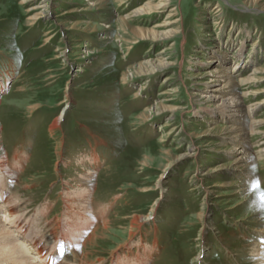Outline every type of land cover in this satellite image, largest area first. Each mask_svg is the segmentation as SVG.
<instances>
[{
	"label": "rangeland",
	"instance_id": "1",
	"mask_svg": "<svg viewBox=\"0 0 264 264\" xmlns=\"http://www.w3.org/2000/svg\"><path fill=\"white\" fill-rule=\"evenodd\" d=\"M21 1L0 0V156L8 158L0 183L9 174V186L21 195L18 205L25 207L17 206L9 221L0 201L12 243L27 240L16 230L23 222L30 236L51 231L59 236L63 213L72 205L80 222L70 234L72 254L78 260L87 253L95 261L84 264H194L199 254L200 264H264V232L252 228L261 218L252 200L264 201V159L251 169L225 172L234 155L246 152L224 139L228 120L206 112L197 83L209 77L198 76L208 69L198 63L214 50L234 55L245 36L240 61L249 64L234 74L245 77L264 67V8L246 0H171L164 12L134 15L130 12L146 0H106L99 10H84L89 0H36L48 4L49 16L31 19L28 3ZM75 6L80 11L70 14ZM163 20H176L178 31L168 38L143 40L134 30ZM161 53L169 66L136 74L142 60ZM174 88L175 96L164 93ZM172 97L175 112L156 109ZM259 98L248 97L245 104ZM255 114L264 118V106ZM252 137L251 145L262 138ZM187 149L195 156H182ZM177 156L184 160L168 169ZM93 159L100 164L92 166ZM219 164L222 171L206 173ZM88 169L94 171L91 181ZM222 179L243 181L246 190L216 184ZM89 185L93 192L83 196ZM209 193L210 203L204 204ZM143 216L148 219L137 221ZM108 219V228L83 248ZM139 222L131 246L122 247ZM3 246L0 242V251ZM32 256L23 263L36 259Z\"/></svg>",
	"mask_w": 264,
	"mask_h": 264
},
{
	"label": "bare ground",
	"instance_id": "2",
	"mask_svg": "<svg viewBox=\"0 0 264 264\" xmlns=\"http://www.w3.org/2000/svg\"><path fill=\"white\" fill-rule=\"evenodd\" d=\"M115 1H119V3L124 2L123 4L129 3V2L130 3L135 2V0H115ZM170 1L171 0H146L139 7L134 8V10L130 13L134 15H142V14H149V13L164 12V9H166L169 6ZM26 2L28 3L27 7H28V11L31 14V19L42 18L43 15L44 17L49 16L48 4H43L44 2H41V1L36 2V0H22L21 4H24ZM106 2H107L106 0H89L88 8L84 10H90V9L99 10L104 5H106ZM246 3L248 5H252L255 7L259 5L258 7L264 8V0H246ZM127 5H122V6L125 7ZM79 11H80V8L75 6L73 7V10L70 12V14L76 13ZM130 13L128 16L122 18V21H126V18L131 16ZM62 16L63 14H59L55 20L60 21L61 19L59 20L58 17L60 18ZM175 24H176V20H172V21L163 20L162 23L156 24L149 30H146L143 27L135 28L134 30L138 33V35L140 36L139 37L140 39H143V40L150 39L152 41H159L161 39L168 38L169 36H171L172 34L178 31V28L177 26H175ZM71 28H72L71 25L65 26V29H71ZM105 38L106 37L104 36V34L101 35L100 37V39H105ZM246 38L247 36L242 38L241 42L239 43L240 45L237 48L238 50L235 52L234 55L231 56L225 52L217 53V51L214 50L211 53L210 57L205 62L198 63L199 65L201 66L204 65L206 66V68H208L206 70L207 72L204 73V75L201 73L200 75H198V76H205V75L209 76L207 80H203L199 82L197 81L198 84L200 85L202 84V86H199V88L203 87L204 89V91L201 92L200 99H202L203 103L208 104V106L205 107L206 112L211 114V117H213L214 119L222 118V119L228 120L229 126L224 128L226 132V137H224V139H227L233 142L234 149L236 150L238 149V152L241 151L242 149H245L244 152H246L244 156L237 155V154H236L237 156L234 155L235 156L234 160L230 163L228 167H226L227 171L225 170V172H231L232 170H237V169H251L252 165L258 162V160L264 159V129H262L264 128V118L255 117L256 111L264 106V86H261V83L264 84V67L263 66L256 67V68L254 67L253 72L245 77H237L235 75L236 73L234 74V72L241 70L242 66L243 68H246L249 64V63L245 64L244 63L245 60L243 63H241L240 61L241 57L243 58V54H242L243 49L240 46L247 42V40H245ZM139 42L140 41L137 40L131 43H133L132 45H134ZM257 44L258 42H254V46ZM235 59L237 60L236 62H234L232 65H228L230 63L229 61H234ZM247 61L248 59H246V62ZM169 65H170L169 60L163 57V54L159 55L158 58L157 57H147L145 60H142L138 64L137 67L135 66V69L137 68L135 72L136 74H144V73L153 74L161 70L163 67H166ZM168 79H170V77L165 78V80H168ZM172 92L173 93L171 92L170 93L164 92V93L167 95L168 94L174 95V92H176V88H174ZM258 96H260V98L257 101L255 100L254 103L250 104L249 106L245 104V101L248 97L253 98V97H258ZM174 100L175 98L173 97L166 98L163 101L156 104L157 106L156 109L161 110L163 113L175 112L177 110V107L173 104ZM36 106L37 104L31 105L30 106L31 111H33L36 108ZM62 115H60L55 121H53V123L49 127L50 131H53L56 127H58L59 123L62 120V117H61ZM213 118L211 119L213 120ZM255 134H259L260 136H262L261 141L257 144L251 145L250 141L252 139L250 140V138ZM205 136H206V131H205V134L199 133L198 137L204 138ZM219 144L221 143L219 142ZM192 152L193 151L191 149L189 150L187 149V151H185L182 154V156H185V155L195 156V153H192ZM231 152L232 153L230 154H233L235 151H231ZM18 156L19 154H17V157L15 158H18ZM181 157L179 156L175 157L174 160L171 161L170 164L167 165V168L168 169L170 168L173 170V168L177 164H179L182 160H184ZM7 160L8 158L6 154L1 155L0 156V167L2 168L5 167ZM99 160L100 159L91 160V163H92L91 165L98 166L100 164ZM17 163L19 164L20 162L17 161ZM20 166H21L20 168H23V164ZM176 168L177 167H175V169ZM223 168L224 166L219 164L216 167L208 168L206 173L220 172L223 170ZM88 170L89 171L85 175L88 178V180L91 181L90 178L94 174V171L92 169H88ZM220 176L223 178L226 175L221 174ZM10 178H11L10 175L7 174L5 175L3 184L0 183V201H2L7 206L4 209V206L0 205V212L4 209L3 212H6L7 215L14 214L15 212L14 209L17 208V206L21 209L25 208V207L22 208L18 205L20 203L21 195L17 193V190L14 191L12 187L9 186ZM5 183H7L6 186L4 185ZM216 184H220L224 186H235L238 184L239 187L245 186L243 181H229L227 179H222L220 180V182ZM245 190L246 189L244 187L242 188L240 187L238 192H243ZM92 192H93V189L89 185L83 189V196L88 195ZM208 192L211 193L212 191H208ZM210 193L204 197V204L210 203V200H211ZM18 198L19 200H17ZM68 199H71V197ZM157 203L158 202H156V204ZM252 206H255L256 209L259 211V213H261V218H259V221L252 228L255 231L264 232V201L254 198L252 200ZM205 213H206V210L204 208L199 213L203 220L205 218ZM63 215H64V218H63L62 223L61 221L59 222L61 223L60 226L63 227L62 232L60 233L59 236H57V232H53V231H51L49 234L37 233L38 235L30 236L25 231L26 226L24 222L21 224H18V222L16 221V224H18V229H16L18 231L17 234L20 235L19 233L21 232V234L26 235L25 238H27V240L18 241L15 244L12 243L13 238H14L12 237L13 231L3 226L2 223L4 222L1 221L0 219V242H2V244L4 245L2 247V250L0 251L2 252L0 255V264H24L23 258L29 256L30 253L33 254L31 258L34 259L36 257V259L29 261V263L27 264H33V263H36V264H82L83 263L84 264V263L95 262L92 260L89 261L87 253H83L81 257L79 258L80 260L78 259L79 261L76 260L77 256H74L72 254V253H75L74 252L75 247L70 241V237H71L70 234L77 231L76 227L77 225H80V222L77 218L73 216V206L72 205H67V208L65 209ZM8 217L10 221V216L8 215ZM136 219L137 221L141 219L147 220L148 216H145V217L143 216L142 218L136 217ZM108 224H109V219L106 220L102 226L94 229L92 234L85 240L83 244V248L87 247L89 244H91L95 240L96 232L98 230L107 229L109 226ZM204 225L206 224L203 223V227ZM139 229H140V222L137 224V226L131 225L130 230H129V238L127 241H125L124 244H122V247L131 246L130 245L131 240L134 237L135 231ZM27 242H30L32 246L29 247L27 245ZM118 249L119 248H117L116 251ZM256 253L258 256H260L262 254L261 249L257 248ZM150 258L151 257L148 256L146 257L145 260H148ZM100 259L101 258H98L96 261ZM200 259H201V255L199 254L196 257H194L193 263L200 264Z\"/></svg>",
	"mask_w": 264,
	"mask_h": 264
}]
</instances>
